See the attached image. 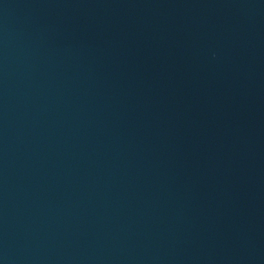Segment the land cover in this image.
I'll use <instances>...</instances> for the list:
<instances>
[{
  "label": "water",
  "instance_id": "obj_1",
  "mask_svg": "<svg viewBox=\"0 0 264 264\" xmlns=\"http://www.w3.org/2000/svg\"><path fill=\"white\" fill-rule=\"evenodd\" d=\"M0 264H264V0H0Z\"/></svg>",
  "mask_w": 264,
  "mask_h": 264
}]
</instances>
